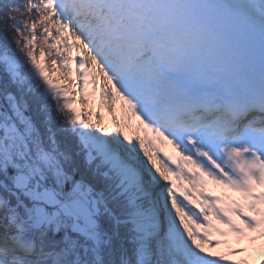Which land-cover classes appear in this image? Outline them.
<instances>
[{
  "label": "snow or ice",
  "instance_id": "6c2138e0",
  "mask_svg": "<svg viewBox=\"0 0 264 264\" xmlns=\"http://www.w3.org/2000/svg\"><path fill=\"white\" fill-rule=\"evenodd\" d=\"M0 264H264V0H0Z\"/></svg>",
  "mask_w": 264,
  "mask_h": 264
},
{
  "label": "rangeland",
  "instance_id": "374dc122",
  "mask_svg": "<svg viewBox=\"0 0 264 264\" xmlns=\"http://www.w3.org/2000/svg\"><path fill=\"white\" fill-rule=\"evenodd\" d=\"M106 115H107V113H106ZM135 124H136V122H135V121H132V125H133V126L130 127V128H128V129H130L131 132H134V136H135V135H141V136H143V132L138 131L137 128L135 127ZM131 128L134 129V130H132ZM162 147H163L164 151H166L169 155H173V156L176 155L175 150L172 149L171 146H162ZM178 183H179V182H178ZM184 186H188V185L186 184V182H184ZM209 190L212 192V194L217 195V196H221L222 198L225 197V196H232V197H234V198H237L236 193L231 192V190L224 189V188H221V187H219V186L212 185L211 183H209ZM237 199H238V198H237ZM246 243L248 244L247 241H245V244H246ZM258 243H259V242H258ZM241 244H242V243H240V245H241ZM245 244H244V245H245ZM233 246H234V244H233ZM237 247H238V246H237ZM257 253H258V252L253 253V256H254V257L258 256ZM232 257H233V256H230L229 259H231ZM258 257H259V256H258ZM232 260H236V258H234V259H232ZM253 260H254V259H253Z\"/></svg>",
  "mask_w": 264,
  "mask_h": 264
},
{
  "label": "trees",
  "instance_id": "16d2710c",
  "mask_svg": "<svg viewBox=\"0 0 264 264\" xmlns=\"http://www.w3.org/2000/svg\"><path fill=\"white\" fill-rule=\"evenodd\" d=\"M105 115H106V113H105ZM106 116H107V115H106ZM94 118H95V117H94ZM106 122H107V121H106ZM128 134H129V135H132L129 129H128ZM132 136H133V135H132Z\"/></svg>",
  "mask_w": 264,
  "mask_h": 264
}]
</instances>
